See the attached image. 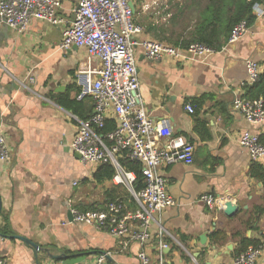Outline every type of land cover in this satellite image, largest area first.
<instances>
[{"label":"crops","instance_id":"0c3cea01","mask_svg":"<svg viewBox=\"0 0 264 264\" xmlns=\"http://www.w3.org/2000/svg\"><path fill=\"white\" fill-rule=\"evenodd\" d=\"M78 1L64 0L59 14L73 19ZM156 1V10H146L152 3L146 0L140 8L135 5V21L143 29L139 40H155L151 27L164 22V1ZM181 2L173 0V5ZM155 14H163L160 21ZM2 22L0 18V128L12 156L9 163L0 161V259L5 264H65L77 255L91 261L101 254L111 264H142V251L151 264H230L242 239L253 244L264 240V182L251 176V167L264 166V159L254 162L239 144L247 130L264 136V123L250 124L232 110L234 98L246 95V61H255L264 72V17L207 62H153L141 47L136 49L142 104L153 121L168 120L174 137L183 136L195 146L194 164L160 169L177 206L155 215L146 247L69 220L73 209L103 210L115 200L124 201L131 212L137 209L126 187L113 180L98 184L94 175L100 165L84 164L71 149L75 118L94 114L92 98L77 99V73L97 69L99 62L89 61L83 49L62 50V27L33 19L19 33L3 29ZM188 104L195 113L186 110ZM205 194L232 202L237 212L228 216L226 208L209 209L200 201ZM158 224L166 231L168 248L163 251ZM130 227L136 231L138 221ZM61 254L68 258H51ZM259 264H264V251Z\"/></svg>","mask_w":264,"mask_h":264},{"label":"built area","instance_id":"2783aa9c","mask_svg":"<svg viewBox=\"0 0 264 264\" xmlns=\"http://www.w3.org/2000/svg\"><path fill=\"white\" fill-rule=\"evenodd\" d=\"M63 2L1 0L0 18L19 33L25 32L33 19L62 27V50L72 47L83 49L89 61L99 62L97 69L80 70L77 73L80 87L77 99L82 101L92 98L94 114L87 120L75 118L78 127L71 149L81 156L84 164L113 165L117 172L113 182L130 191L137 209L131 212L124 201H110L103 210L83 212L73 209V222L146 247L153 238L152 225L157 223L155 215L177 206L176 200L168 192L167 179L160 169L175 164H194L195 146L183 136L174 137L168 120L159 123L153 121L142 104L136 49L141 47L150 61L171 59L176 63L207 62L217 51L200 43L183 49L156 40H139L143 29L135 21L136 10L131 5H135V0H79L71 20L59 14ZM166 4L161 3L162 6ZM159 7L158 1H153L144 8L156 10ZM255 14L256 19L263 18L264 7L256 5ZM170 17L171 14L167 12L164 21ZM250 28L246 21L238 24L227 44L237 42ZM246 68L248 87L259 81L261 67L255 61L248 60ZM186 110L195 113V107L191 104L186 106ZM232 110L250 124L264 123L263 99L248 100L244 95L236 96ZM107 120H113L116 128L101 135L99 131L105 127ZM239 144L248 151L254 162L264 159V145L258 135L244 131ZM11 158L7 138L0 128V161L9 163ZM123 158L142 164V175L146 181L143 190H134L136 175L122 167L120 160ZM200 201L211 210L226 208L225 201L212 194L202 195ZM131 221H138L139 228L136 231L131 229ZM165 235L164 227L158 224L161 251L168 248L163 242ZM263 251L264 240L257 248H251L230 264H259ZM139 258L142 264H151L146 251H142ZM0 264H5V261L0 259ZM79 264L111 263L107 254H101Z\"/></svg>","mask_w":264,"mask_h":264},{"label":"trees","instance_id":"16d2710c","mask_svg":"<svg viewBox=\"0 0 264 264\" xmlns=\"http://www.w3.org/2000/svg\"><path fill=\"white\" fill-rule=\"evenodd\" d=\"M142 0H135L136 7ZM264 7V0H184V2L173 5V17L168 21L173 23V27L180 28L177 32L173 30V38H168L169 30L159 26L151 27V33L155 40L167 42L173 46L183 49L189 48L194 43L203 44L215 51H221L230 38L233 29L243 21L251 27L256 19L255 6ZM194 15V16H193ZM193 16V17H192ZM245 97L248 100H264V72L257 83L248 86ZM116 128L113 120H107L105 127L99 131L101 135H106ZM264 145V136L260 137ZM122 167L127 172L136 175L134 190L139 192L146 187V181L142 175V164L123 158L120 160ZM116 169L111 164H102L94 175V180L100 184L105 181H112L116 175ZM251 176L264 182V166L254 164L251 167ZM90 211H97L95 208ZM83 212H89L83 209ZM213 240H217V234L212 235ZM259 244L242 239L236 251V257L247 253L251 248H257Z\"/></svg>","mask_w":264,"mask_h":264},{"label":"water","instance_id":"95a60500","mask_svg":"<svg viewBox=\"0 0 264 264\" xmlns=\"http://www.w3.org/2000/svg\"><path fill=\"white\" fill-rule=\"evenodd\" d=\"M133 9L136 10L135 8V5L134 4H131ZM2 27L3 29H6L8 28L7 25L5 24V22H2ZM76 156L81 158V156L79 154L76 153ZM1 209H2V202H1V196H0V212H1ZM238 210V206L233 204L232 202H228L226 204V209H225V213L228 215V216H232L235 212H237ZM69 220L71 222H73V214L70 213L69 214ZM17 239L25 242L27 245H31L33 248H35L36 250H39V247L37 245H35L34 243H32L29 239L25 238V237H22V236H16ZM202 244H204V242L202 241ZM51 258L52 259H55V260H59L61 258H68L65 254H61V255H51ZM87 261V257L85 255H77V257H74V258H71V259H68L65 264H79V263H83V262H86Z\"/></svg>","mask_w":264,"mask_h":264},{"label":"rangeland","instance_id":"374dc122","mask_svg":"<svg viewBox=\"0 0 264 264\" xmlns=\"http://www.w3.org/2000/svg\"><path fill=\"white\" fill-rule=\"evenodd\" d=\"M153 1H156V0H146V2H153ZM162 1H164L165 3H168V4H166V5H163V8L166 9V12L164 13L165 15H163V14H159V16H157V15L155 14V15H153V16H156L157 21H160L162 15H163L164 18H166V13H167V12H168V14H169V13L171 14V17H170L169 19L166 20L167 22L164 21L163 23H158V24H160V25L162 26V28L165 27L166 29L169 30L170 34H169L168 36H166V37H168V38H173V35H171V33H173V30H175V29H177V28L173 27V23H172V22L168 24V21H169L170 19H172V17H173V0H162ZM164 2H162V3H164ZM138 8H140L139 5H138ZM139 11H140V10H139ZM193 16H194V15H193ZM193 16H192V17H193ZM180 28L182 29V27H179V28L177 29V32L180 31ZM156 41H157V40H156ZM165 42H166V41H165ZM170 45H171V44H170Z\"/></svg>","mask_w":264,"mask_h":264}]
</instances>
